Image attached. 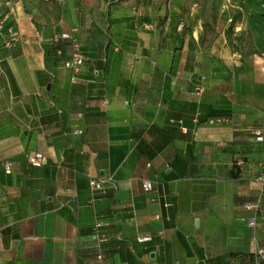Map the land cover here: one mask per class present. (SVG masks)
<instances>
[{"label":"crops","instance_id":"obj_1","mask_svg":"<svg viewBox=\"0 0 264 264\" xmlns=\"http://www.w3.org/2000/svg\"><path fill=\"white\" fill-rule=\"evenodd\" d=\"M226 13L245 22L242 0H0V264H264V100Z\"/></svg>","mask_w":264,"mask_h":264},{"label":"rangeland","instance_id":"obj_2","mask_svg":"<svg viewBox=\"0 0 264 264\" xmlns=\"http://www.w3.org/2000/svg\"><path fill=\"white\" fill-rule=\"evenodd\" d=\"M242 3L245 4V22L238 14L226 13V18H231L229 24L238 25L237 31L232 30L234 26L230 27L226 37L235 45L234 54L240 60L237 63L239 71L245 68V100L263 101L264 76L256 72H260L264 64L253 58L264 59V0H242ZM240 32L243 34L239 35ZM251 86H254L252 91Z\"/></svg>","mask_w":264,"mask_h":264},{"label":"built area","instance_id":"obj_3","mask_svg":"<svg viewBox=\"0 0 264 264\" xmlns=\"http://www.w3.org/2000/svg\"><path fill=\"white\" fill-rule=\"evenodd\" d=\"M46 3H51V4H59L62 5L64 0H44ZM2 31V22L0 21V32ZM9 32L11 33V38L9 42L5 44L6 47H10L12 45V42L15 41L16 36L12 33L11 28H9ZM63 41L67 44L68 49H69V58L66 61V67L70 69L73 72H76L79 70V68L83 65L84 63V56L81 52L79 43L77 39L71 34V33H62L59 36L56 37L55 41ZM219 121V120H217ZM214 122L213 120L210 121V123ZM75 133H80L79 130H77ZM254 137L257 142L263 143L264 142V129L258 130L254 132ZM27 162L30 166L33 167H40L44 163V157L41 153H36V154H31ZM259 180L264 179V165L262 166L260 176L258 178ZM89 185L91 188L94 190H100L102 188L101 182L97 180H90ZM143 187L146 191H151L152 190V183L148 181L143 182ZM262 196L264 195V192L262 191ZM260 203H256L254 205H246L245 208L247 210H257L259 208ZM247 225L250 227H255L256 222L255 220H249L247 222ZM150 240V237H145V238H140L139 241H147ZM256 257L259 260L264 259V248L258 249L255 253Z\"/></svg>","mask_w":264,"mask_h":264}]
</instances>
